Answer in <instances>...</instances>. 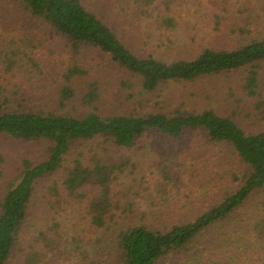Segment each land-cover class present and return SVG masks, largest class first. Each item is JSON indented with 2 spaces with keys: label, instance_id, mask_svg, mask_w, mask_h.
Wrapping results in <instances>:
<instances>
[{
  "label": "trees",
  "instance_id": "obj_1",
  "mask_svg": "<svg viewBox=\"0 0 264 264\" xmlns=\"http://www.w3.org/2000/svg\"><path fill=\"white\" fill-rule=\"evenodd\" d=\"M19 1L33 19L75 46L105 54L139 82L142 93L250 67L243 88L247 96H259L256 65L264 62V0H104L113 11L107 16L83 0ZM124 35L147 53L134 52ZM26 50L1 49L0 79L5 74H27V81L38 82L50 77L34 51ZM163 50L176 55L167 60L157 55ZM86 75L77 66L58 78L52 75L56 87L46 107L55 102L58 109L24 107L14 100L20 87L10 91L0 85V136L46 145V157L24 160L18 177L1 193L0 264H13L14 252L23 247L38 184L63 168L66 176L48 188L47 217L32 233L22 264H106L109 258L112 264H158L180 253H186L182 264H264V130L247 131L213 109H168L166 100L143 114L103 115L94 106L101 97L98 84L87 83L82 96L75 88L74 80ZM77 98L89 107L87 113L71 111ZM191 132L232 148L242 165V171L232 173L234 187L190 221L156 224L160 216L151 211L129 223L117 212L121 202L114 196L119 166L98 145L106 151L129 149L148 134L173 140ZM95 141L99 144L90 152L76 150L73 157L79 145Z\"/></svg>",
  "mask_w": 264,
  "mask_h": 264
},
{
  "label": "rangeland",
  "instance_id": "obj_2",
  "mask_svg": "<svg viewBox=\"0 0 264 264\" xmlns=\"http://www.w3.org/2000/svg\"><path fill=\"white\" fill-rule=\"evenodd\" d=\"M83 1L100 14L111 15L109 11L112 6L109 7V1ZM260 22V31L264 32V16ZM124 40L134 52L141 55L147 53L146 49L128 37L125 36ZM8 45L21 46L26 51L32 49L36 59L40 60L42 67L50 75L49 78L45 77V81L40 79L39 82L27 81V74L24 77L22 74H5L0 79V85L8 86L10 91L19 90L16 85L20 87L14 100L32 110L48 109L50 106L57 108L55 102L46 107L56 87L50 80L53 76L58 78L69 67L77 66L87 71L86 76L74 80L78 94L82 96L86 92L87 83L98 84L101 97L94 106H98L103 115L143 114L156 110L159 107L155 103L166 100L168 102L165 107L168 109H213L220 115L231 117L247 131L264 130V62L256 65L260 73L257 97L247 96L243 88L250 67L195 81L173 82L155 93H142L136 79L113 64L96 48L84 44L75 46L74 42L61 36L50 26L33 19L19 0H0V51ZM198 50L200 48L194 52ZM157 55L169 60L176 54L163 50ZM125 82L134 86L128 87ZM75 105L74 110L71 109L74 114L81 115L89 111V107L80 103V98H77ZM98 142L79 145L73 150V157L77 154L76 150L85 149L90 152ZM98 147L110 163L119 166L116 169L119 177L114 184V196L121 202V209L117 212L128 216L129 223L136 222L138 216L151 211L160 216L155 221L156 224L190 221L204 211L214 198L218 199L226 189L234 187L232 173L242 171V165L231 147L208 143L193 132L173 140L148 134L129 149L107 146L106 151L104 144ZM45 157L44 143L1 135L0 197L8 183L16 179L24 168V160L37 161ZM67 166L69 167V162ZM65 176L66 168H63L38 184L31 202L28 223L23 230L24 236L20 243L23 247L14 252L13 264H22L20 262L32 241V233L47 217L46 196L49 186ZM185 259L186 253H180L166 257L158 264H182ZM106 264H112L110 258Z\"/></svg>",
  "mask_w": 264,
  "mask_h": 264
}]
</instances>
